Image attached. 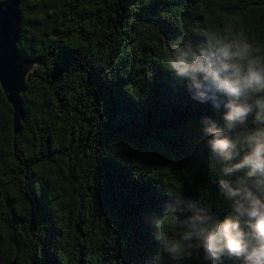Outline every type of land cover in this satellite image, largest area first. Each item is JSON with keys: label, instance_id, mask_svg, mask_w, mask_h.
<instances>
[{"label": "trees", "instance_id": "16d2710c", "mask_svg": "<svg viewBox=\"0 0 264 264\" xmlns=\"http://www.w3.org/2000/svg\"><path fill=\"white\" fill-rule=\"evenodd\" d=\"M19 10L17 48L33 66L16 135L0 89V264H205L202 251L165 252L181 226L164 216L180 196L181 218L235 217L219 181L246 171H226L245 150L226 159L205 129L256 125L251 114L223 119L245 98L219 89L212 66L217 41L264 56V0H22ZM182 53L179 74L169 61Z\"/></svg>", "mask_w": 264, "mask_h": 264}, {"label": "clouds", "instance_id": "9594fccd", "mask_svg": "<svg viewBox=\"0 0 264 264\" xmlns=\"http://www.w3.org/2000/svg\"><path fill=\"white\" fill-rule=\"evenodd\" d=\"M214 55L217 62L212 66V76L216 78L218 88L230 96L245 98L239 103L229 100L223 119L245 125L251 114L256 125L234 134H226L215 125L205 129L210 134L207 143L212 151L223 154L226 159L231 157L230 150L237 145L245 150L242 159L226 171H246L232 179L219 181L235 217L221 219L209 214L207 220L204 217L181 218L178 213H183V209L179 206L180 196H176V203L171 206L175 210L167 211L164 219L178 220L181 231L178 238L164 240L163 246L174 259L202 251L205 264H215L224 254L242 259L243 264H264V96L258 95L252 102L247 100L250 91L258 93L264 89V56L249 55L248 45L243 41H217ZM169 63L179 74L189 69L183 53L177 61ZM241 220L248 231L242 228ZM162 223L158 220L156 227Z\"/></svg>", "mask_w": 264, "mask_h": 264}, {"label": "water", "instance_id": "95a60500", "mask_svg": "<svg viewBox=\"0 0 264 264\" xmlns=\"http://www.w3.org/2000/svg\"><path fill=\"white\" fill-rule=\"evenodd\" d=\"M21 1L0 0V89L12 110L13 135L19 132V122L23 117L20 95L24 92L25 78L33 66V62L22 56L17 48Z\"/></svg>", "mask_w": 264, "mask_h": 264}]
</instances>
